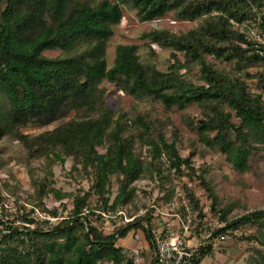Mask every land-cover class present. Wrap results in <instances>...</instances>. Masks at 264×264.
Instances as JSON below:
<instances>
[{
	"label": "trees",
	"instance_id": "1",
	"mask_svg": "<svg viewBox=\"0 0 264 264\" xmlns=\"http://www.w3.org/2000/svg\"><path fill=\"white\" fill-rule=\"evenodd\" d=\"M123 8L134 11L140 22L172 13L197 24L180 33L154 28L141 35L152 52V44L169 50L165 70L144 62L136 43L117 44L109 62L107 40ZM253 8H264V0H0V139L17 141L28 159L45 158L48 166L70 161L69 175L90 182L89 190L73 193L56 188L47 176L31 178L32 192L23 199L58 217L57 222L29 228L1 216L0 264H136L135 253L116 242L139 229L149 249L138 264H153L150 234L142 225H152L150 210L112 234L89 220L94 210L133 205L135 183L146 178L158 180L169 201L174 181L186 177L181 188L201 210L189 184L196 182L211 199L210 209L227 223L217 234L248 226L249 234L234 238L264 245V208L229 219V209L218 207L207 166L196 167L193 161L220 153L239 173H261L252 155L264 152V99L251 89L264 88V53L237 28L255 19ZM260 18L264 32V14ZM47 50L61 54L50 57ZM208 56L230 68L214 66ZM194 66L196 80L189 77ZM105 83L147 107L105 104ZM192 105L197 115L185 112ZM171 110L185 112L183 121L195 137H183ZM55 122L51 129L23 131ZM112 177L118 183L113 197ZM50 196L72 199L65 215L66 205L61 211L46 208ZM3 199L0 189V203ZM23 204L24 213L18 211L16 219L33 221ZM213 250L211 240L190 264H200ZM252 252L257 259L250 264H264V249L252 245Z\"/></svg>",
	"mask_w": 264,
	"mask_h": 264
},
{
	"label": "rangeland",
	"instance_id": "2",
	"mask_svg": "<svg viewBox=\"0 0 264 264\" xmlns=\"http://www.w3.org/2000/svg\"><path fill=\"white\" fill-rule=\"evenodd\" d=\"M197 24V21H186L176 19L175 16L170 13L164 17L147 22L138 21L135 12L123 8V17L118 25L114 27V34L107 40L106 55L109 62H112L115 52V46L119 43H136L140 46L139 54L144 62L152 63L160 70H165L169 64L168 62V49H161L155 44L151 45L154 52L150 50V47L145 43V40L141 39V35L154 28H168L173 32L180 33L186 31ZM237 28L244 32L247 38L250 40L262 39L261 29L254 20L244 21L237 25ZM44 54L50 57L60 55L61 52L57 50H47ZM207 60L214 64V66L222 69H229L230 65L220 59H216L208 56ZM252 69L251 71H255ZM198 76V66H194L190 78L196 80ZM107 92L102 100L105 104L113 107L114 109L123 106L125 109H129L132 104H138L140 107H147V105L140 103L130 96H126L120 91H117L113 85L105 83ZM264 87V86H263ZM252 92L260 93L264 99V88H256L252 85ZM101 102V103H102ZM158 109L162 111V107L158 105ZM185 112L197 115L198 109L195 105L190 106ZM185 112L171 110L169 115L171 116L175 126L179 127L183 137L196 136V134L188 129L183 121V114ZM74 115L73 113L70 114ZM235 120V118H233ZM57 122L45 127V128H26L24 132L36 133L44 129L53 128ZM187 149L180 151L181 155H186ZM252 157L257 160L259 165V176H255L252 173H239L229 163L226 162L225 157L220 153H214L205 155L203 157L195 156L193 158L194 165L196 167L206 165L208 172L206 178L211 182L215 195L218 198V207L229 209L228 218L233 219L242 214L255 209L264 208V152L254 153ZM70 161H67L65 165L54 164L48 166L45 158L28 159L26 157L25 150L20 146L17 141H13L7 137L0 139V189L2 191L4 199L0 203V217L3 219H14L13 224L20 225L21 221L16 219V213L23 212V208L19 207L21 204L25 206V210L28 211V218L36 216L38 220V227L47 228L50 224L46 225L45 217L53 218L52 223H56L58 217L50 215L40 207L32 206L27 203L23 198L32 192L31 178L47 176L48 180L53 181V185L63 192L78 193L79 191H86L90 188V182L87 180H79L69 175ZM49 171L51 175L49 174ZM187 178L183 177L181 182L175 180L176 184L175 192L171 200L166 201L164 198L165 191L158 188V180H151L149 178L137 181V198L134 200L133 205L138 209L135 211L134 206L129 204L126 207H120L125 209L129 215L144 214L141 213L151 205H156L162 211L171 212L173 207L172 203L181 201L183 198L187 199L184 194L181 183L187 182ZM193 188V194L198 199V204L201 208H210L211 199H209L206 193L196 182H189ZM118 183L114 177L111 179V197L115 195ZM178 200V201H177ZM71 198H64L62 200H54L51 196L45 199V205L47 209L57 208L61 211L63 205H66V209L63 211L65 215L71 208ZM192 203V200H191ZM1 205L4 206L5 212L2 213ZM40 212L37 213L35 211ZM97 210H94L96 214ZM87 212V211H86ZM115 212V211H111ZM212 214V212H211ZM210 214L208 221L212 222L214 216ZM142 216V215H140ZM54 220V221H53ZM90 220V217H89ZM51 223V224H52ZM102 232L103 229L99 228ZM243 234H249L252 229L248 226L244 227ZM238 237V236H237ZM195 240L192 244L195 245ZM119 246H124L129 250L134 251L139 242L131 241L129 238H124L116 242ZM253 247L264 249V245H258L256 242L247 240H240L238 238H231L228 241L219 244L214 248L210 256L204 257L200 264H250L253 259H257V255L252 252ZM142 263L143 257L140 255ZM252 260V261H251Z\"/></svg>",
	"mask_w": 264,
	"mask_h": 264
},
{
	"label": "built area",
	"instance_id": "3",
	"mask_svg": "<svg viewBox=\"0 0 264 264\" xmlns=\"http://www.w3.org/2000/svg\"><path fill=\"white\" fill-rule=\"evenodd\" d=\"M255 14L254 21L259 26L261 14H264V8H253ZM262 31V30H261ZM262 39L252 40L256 51L262 55L264 53V32L261 33ZM260 46H263L261 48ZM178 201V200H177ZM173 207L169 211H162L156 205H151L141 213L151 211L152 225L149 226L147 221H143L149 232L152 243L153 264H190L193 257L197 254L199 247L207 245L213 240L214 248L219 244L228 241L234 236H240L244 232L242 229H227L225 232L217 234V230L226 226V221L220 219L219 212H213L210 208H196L191 203L190 198H183L181 201L173 202ZM40 214L37 210L35 211ZM212 212V214H211ZM96 214L90 215V225L102 228L106 234H112L118 227L133 222L135 218L144 214L129 215L125 209L119 208L115 212L97 210ZM210 214L214 216L212 222L208 221ZM33 221L21 222L22 225L29 228L38 227L36 216H31ZM53 218H47L46 225L52 223ZM54 221V220H53ZM129 238L131 241L139 242L135 253V263L141 261L140 254L149 249L148 242L139 229L132 230L125 237H118V240ZM195 240V245L192 241ZM124 249L129 250L128 248ZM132 251V250H131Z\"/></svg>",
	"mask_w": 264,
	"mask_h": 264
}]
</instances>
